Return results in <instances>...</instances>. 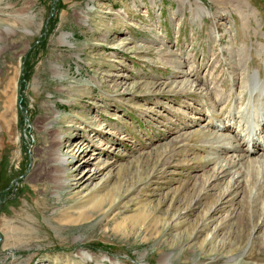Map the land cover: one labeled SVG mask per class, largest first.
Listing matches in <instances>:
<instances>
[{
  "label": "rangeland",
  "instance_id": "rangeland-1",
  "mask_svg": "<svg viewBox=\"0 0 264 264\" xmlns=\"http://www.w3.org/2000/svg\"><path fill=\"white\" fill-rule=\"evenodd\" d=\"M253 78L264 0H0V264H264Z\"/></svg>",
  "mask_w": 264,
  "mask_h": 264
},
{
  "label": "bare ground",
  "instance_id": "bare-ground-1",
  "mask_svg": "<svg viewBox=\"0 0 264 264\" xmlns=\"http://www.w3.org/2000/svg\"><path fill=\"white\" fill-rule=\"evenodd\" d=\"M5 32H9L8 29L5 30ZM59 40L61 43L63 44H68L67 42V36L66 35H62L61 37H59ZM69 45V44H68ZM260 83L256 80V78H253L251 85H250V89L248 90V92L244 91V96H247L246 93H249V99H253L255 98L254 95H256V97L258 98V96L260 95V91L261 89L264 90V80L262 82V87L260 88ZM256 91V89L258 91L256 92H252V90ZM256 98V99H257ZM264 98V96H263ZM250 102V100H249ZM252 103V102H251ZM251 104L249 105V110H248V114H247V119L249 120V130H247L246 134L245 132L242 133L243 137L242 138V144H236L233 146V144L231 143H225L226 140H223L221 137H219L218 135H216L213 140H210L207 143V146L212 147V148H216V146L218 148H220L222 151L224 152H229L231 155L229 157H226L225 161V165H222V162H216L214 167V171H216V174H214L215 178L218 176H222V174L224 173H229L231 174V178L232 180H234L233 182L236 185H242L244 183L245 178L248 176L249 172L256 168L257 171L259 172H263V178L260 181V184L262 186V188L264 187V149H258V150H253V147H259V139L256 138V132L261 128H260V123L262 124L264 122V113H260V111L254 110L253 108H251ZM253 107H255V103L253 105ZM263 109V108H260ZM240 111V110H239ZM235 113V112H234ZM246 115V113H245ZM239 117V116H236ZM262 117V119H261ZM214 119L220 121L221 117L220 116H216L214 117ZM240 119V118H239ZM213 124V122L211 123ZM217 125H220L218 123H216ZM229 127V126H228ZM228 127H224L223 129H227ZM242 127V124H241ZM257 129V131L255 130ZM245 131V130H242ZM214 134V133H213ZM258 139V140H255ZM232 140V139H231ZM59 141V137L56 136L55 137V142ZM233 141V140H232ZM260 142L264 145V136H262V138L260 139ZM216 145V146H215ZM245 146V148L243 149L242 147ZM264 147V146H263ZM228 149L230 151H228ZM225 153V154H226ZM54 160H55V168L57 169V172H55V174L58 176V179L56 180V189L61 188L62 186H64L65 183V176L63 175V166L65 164V161L63 159V157L56 152H54L53 154ZM247 167H243L245 165ZM227 166V167H226ZM226 167V168H225ZM235 167H239L238 169H241V167H243V171H239L238 169H235ZM219 171V172H218ZM255 171V170H254ZM252 172V171H251ZM246 184V183H245ZM161 264H168L169 260H168V256H163L161 258Z\"/></svg>",
  "mask_w": 264,
  "mask_h": 264
}]
</instances>
